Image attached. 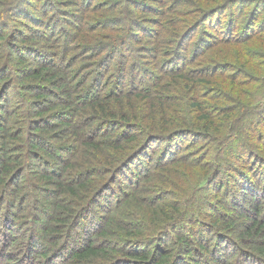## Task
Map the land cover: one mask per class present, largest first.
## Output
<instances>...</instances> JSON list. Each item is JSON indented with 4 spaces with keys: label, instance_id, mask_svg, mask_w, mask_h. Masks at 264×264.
Listing matches in <instances>:
<instances>
[{
    "label": "trees",
    "instance_id": "trees-1",
    "mask_svg": "<svg viewBox=\"0 0 264 264\" xmlns=\"http://www.w3.org/2000/svg\"><path fill=\"white\" fill-rule=\"evenodd\" d=\"M0 264H264V0H0Z\"/></svg>",
    "mask_w": 264,
    "mask_h": 264
}]
</instances>
